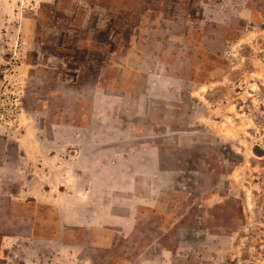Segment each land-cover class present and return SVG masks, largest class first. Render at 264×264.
I'll list each match as a JSON object with an SVG mask.
<instances>
[{
	"label": "rangeland",
	"instance_id": "1",
	"mask_svg": "<svg viewBox=\"0 0 264 264\" xmlns=\"http://www.w3.org/2000/svg\"><path fill=\"white\" fill-rule=\"evenodd\" d=\"M0 264H264V0H0Z\"/></svg>",
	"mask_w": 264,
	"mask_h": 264
}]
</instances>
